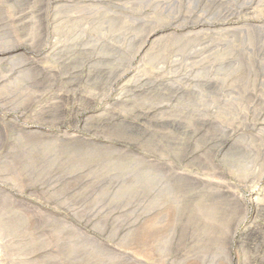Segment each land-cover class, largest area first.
<instances>
[{"label":"rangeland","instance_id":"1","mask_svg":"<svg viewBox=\"0 0 264 264\" xmlns=\"http://www.w3.org/2000/svg\"><path fill=\"white\" fill-rule=\"evenodd\" d=\"M263 126L264 0H0L7 264H264Z\"/></svg>","mask_w":264,"mask_h":264},{"label":"bare ground","instance_id":"2","mask_svg":"<svg viewBox=\"0 0 264 264\" xmlns=\"http://www.w3.org/2000/svg\"><path fill=\"white\" fill-rule=\"evenodd\" d=\"M69 1H71V0H62V3H69ZM62 5V4H61ZM184 31V30H183ZM153 38V37H152ZM152 41V40H151ZM147 42V44H146V46H145V48H147L148 46H150V41L148 40V41H146ZM144 48V49H145ZM143 52H145V50H143ZM211 69H212V67L211 66H208V65H206V64H204V66H203V73H204V75L206 76L205 77V81L204 82H206V83H204V84H209L210 83V80H209V75H210V73H211ZM202 85H203V83H202ZM208 111V110H207ZM207 111H205L206 113H207ZM211 111V110H210ZM203 115V114H202ZM206 115V114H205ZM208 115L209 114H207V117H208ZM204 119H205V117H203ZM207 119V118H206ZM205 119V120H206ZM208 120V119H207ZM212 122V121H211ZM205 124H206V122H205ZM214 124V123H213ZM211 125V124H210ZM259 128V127H258ZM261 128V127H260ZM264 128V126L262 127V129ZM262 129H260V130H262ZM260 130L259 131H257V133L258 132H260ZM262 132V131H261ZM264 132V131H263ZM262 132V133H263ZM250 133V132H249ZM238 134V133H237ZM261 134V133H260ZM239 135V134H238ZM237 135V136H238ZM251 134H249V136H250ZM257 137H258V135L257 134H255ZM245 136V135H244ZM247 136V135H246ZM245 136V137H246ZM248 136V137H249ZM260 136V135H259ZM239 137V136H238ZM244 137V138H245ZM251 137V136H250ZM253 137V136H252ZM251 137V139H253ZM261 137V136H260ZM240 138V137H239ZM248 139V138H247ZM251 139H248V140H251ZM239 141V140H238ZM238 141H236L235 140V143L236 142H238ZM259 141H261V139L259 140ZM259 141H257V140H255V141H253V140H251V144H253V142H259ZM239 143V142H238ZM240 144V143H239ZM238 144V145H239ZM255 144V143H254ZM233 145H234V143H233ZM240 145H242V144H240ZM242 146H245V145H242ZM247 146V145H246ZM249 146V145H248ZM253 146V145H252ZM254 146H256V145H254ZM259 147V146H258ZM244 149H245V147H243ZM253 148H255V147H253ZM251 149V148H250ZM255 149H257V148H255ZM254 149V150H255ZM253 149H251L250 151H252ZM256 152H257V150H255ZM258 151H260V150H258ZM245 153V152H244ZM259 153V152H258ZM251 154V153H250ZM260 154V153H259ZM253 155H254V153H253ZM203 156V155H202ZM251 156V155H250ZM258 156V155H257ZM203 161H205V160H203ZM206 162V161H205ZM205 162L202 164L203 166H204V164H205ZM212 162V161H211ZM212 163H214V162H212ZM211 163H209V165H210ZM208 165V164H207ZM207 165H205V167L207 166ZM212 166L211 167H213V164H211ZM204 167V168H205ZM210 167V168H211ZM264 167V166H263ZM207 168V167H206ZM204 170V169H203ZM211 170V169H210ZM205 171V170H204ZM262 172V171H261ZM228 174V173H227ZM232 174V173H231ZM229 175V174H228ZM203 176V175H202ZM209 176V175H208ZM206 177V176H205ZM202 177V187H206V188H208L209 190H211L213 187H216V192L218 193H211V197H213V198H218L219 200H220V202L221 203H225V204H227V205H229L228 204V202H231L234 206H235V208H236V210H243L244 212H245V214H247V212H248V210H249V208H248V205H247V203H246V201H248V200H245V198H244V196L243 195H241L240 194V192L237 194V193H234V192H231L232 191V187L234 186L233 185V182H232V185H229V184H221L222 182H218V183H220V184H217V182H216V184H215V182L213 183V180L212 181H210V180H208V177ZM226 177V176H225ZM246 177V176H245ZM234 178V177H233ZM250 178V177H249ZM240 179V178H239ZM247 179V178H246ZM245 179V180H246ZM222 180H223V178H222ZM234 180H235V178H234ZM218 181V180H217ZM228 181V180H227ZM241 181V180H240ZM243 182H244V180H242ZM248 181V180H247ZM235 182H237V181H235ZM242 182V183H243ZM223 183H225L224 181H223ZM229 183V182H228ZM231 183V182H230ZM237 183H240L239 181L237 182ZM238 185V184H237ZM240 186V185H239ZM241 187V186H240ZM234 188V187H233ZM242 190V189H241ZM234 191H235V189H234ZM238 192V191H237ZM262 192V191H261ZM264 192V191H263ZM260 196H261V194H260ZM259 197V196H258ZM257 196H255L252 200H254L256 203H257V205L259 206V204L258 203H260L261 201V199L259 200V198H258ZM247 198V197H246ZM215 199V200H216ZM264 201V200H263ZM255 203V204H256ZM232 205V206H233ZM250 206V205H249ZM209 207H210V205H209ZM216 207V206H215ZM231 208V207H230ZM233 208V207H232ZM231 208V209H232ZM251 208V207H250ZM212 209V208H211ZM223 209V208H222ZM258 209V208H257ZM262 209V208H261ZM209 210H210V208H209ZM224 211V210H223ZM242 211V212H243ZM261 211V210H260ZM208 212V211H207ZM244 212L242 213L243 215H244ZM257 212H259V211H257ZM206 213V212H205ZM232 213V212H231ZM235 213H238V212H235ZM241 213V212H240ZM209 214V213H208ZM233 214V213H232ZM220 215H222L221 213H220ZM238 216H239V214H237ZM235 216V215H234ZM244 218V217H243ZM236 219H237V216H236ZM235 219V221H237ZM245 219V218H244ZM218 222V221H217ZM228 222H230V221H228ZM232 222V221H231ZM239 224V223H238ZM231 225H232V223H231ZM237 225V224H236ZM259 225V224H258ZM228 226V225H227ZM227 226H225V227H227ZM239 227V226H238ZM264 227V226H263ZM237 228V227H236ZM235 228V229H236ZM218 229H220V228H218ZM145 231V230H144ZM228 231V230H227ZM235 232V231H234ZM233 231H232V235L233 236H230V242H229V244H231V242H233L234 241V238H235V234H233L234 233ZM253 232V231H252ZM230 233V232H229ZM4 234H5V231H4V229H2V228H0V241H3L2 239H3V236H4ZM226 235H230V234H226ZM228 236H226V238L228 237ZM216 237V236H215ZM220 238V237H219ZM223 238V237H222ZM213 239V238H212ZM216 239V238H215ZM223 240H224V238H223ZM9 241V240H8ZM8 241H6V243H5V248H7V246L8 245H10V244H8L7 245V242ZM5 242V241H4ZM143 242V241H142ZM221 242V241H220ZM222 243H223V241H222ZM225 243V242H224ZM234 243V242H233ZM141 244V243H140ZM4 245V244H3ZM226 244H224V246H225ZM138 246H139V244H138ZM8 248H9V246H8ZM141 248V247H140ZM152 249H153V247H152ZM151 249V250H152ZM225 250H226V248H225ZM224 250V251H225ZM146 251H149V250H145V252ZM153 251V250H152ZM143 252H144V250H143ZM141 253H142V251H141ZM149 253V252H148ZM147 253V254H148ZM151 253V252H150ZM149 253V254H150ZM154 253V252H153ZM223 253V252H222ZM146 254V255H147ZM226 255L225 256H227L230 260H232L233 261V257L235 256H233V253H232V251H231V247H229L228 248V250L226 251V253H225ZM145 255V256H146ZM152 255V254H151ZM222 256V255H221ZM225 256H222V258L223 257H225ZM146 257H148V256H146ZM150 257V256H149ZM31 258H33V257H31ZM151 258V257H150ZM222 258H221V260H222ZM139 259V258H138ZM136 257H134V256H131V255H129V254H126V259L125 260H127V261H129L130 263H132V262H134V263H137V264H149V263H146L145 261H143V260H138ZM225 259V258H224ZM236 259V258H235ZM28 261H26V262H28V264H34L35 262H37V260L36 259H30V258H28L27 259ZM225 261H226V259H225ZM224 261V262H225ZM231 261V262H232ZM158 262V261H157ZM230 262V261H229ZM230 262V263H231ZM130 263H127V264H130ZM159 263V262H158ZM14 264H17V263H14ZM133 264V263H132ZM153 264V263H152ZM160 264H161V262H160ZM234 264V263H233ZM240 264V263H239Z\"/></svg>","mask_w":264,"mask_h":264},{"label":"built area","instance_id":"3","mask_svg":"<svg viewBox=\"0 0 264 264\" xmlns=\"http://www.w3.org/2000/svg\"><path fill=\"white\" fill-rule=\"evenodd\" d=\"M0 264H7L4 256V246L0 243Z\"/></svg>","mask_w":264,"mask_h":264}]
</instances>
